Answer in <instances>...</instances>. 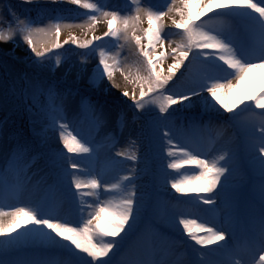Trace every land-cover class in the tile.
Here are the masks:
<instances>
[{
  "label": "snow or ice",
  "instance_id": "6c2138e0",
  "mask_svg": "<svg viewBox=\"0 0 264 264\" xmlns=\"http://www.w3.org/2000/svg\"><path fill=\"white\" fill-rule=\"evenodd\" d=\"M0 44V264H264V0H19Z\"/></svg>",
  "mask_w": 264,
  "mask_h": 264
},
{
  "label": "rangeland",
  "instance_id": "374dc122",
  "mask_svg": "<svg viewBox=\"0 0 264 264\" xmlns=\"http://www.w3.org/2000/svg\"><path fill=\"white\" fill-rule=\"evenodd\" d=\"M0 2L2 3L1 5L7 4L9 2L15 4V3H18L19 0H0ZM89 2H92V0H89ZM106 2L110 3V4L123 5L124 0H106ZM62 7L66 8V9H71L70 21H75L77 23H80L85 19V17L82 16V13L86 11L85 9H81L78 6H74V5H62ZM167 24H168L169 28H171V21L170 20L167 21ZM147 27H148V25L145 21L143 24H141L139 26V30L146 29ZM105 31H107L106 21L97 24L96 29H95L96 35H103V33ZM71 36H76L80 40L83 41L86 38L90 39L91 33L88 32L87 28L82 29V28L76 27V28H71V29H64L62 31V34H61V41L65 40V39H69ZM8 47H10V45L0 44V49L8 48ZM65 47L67 48V47H69V45H65ZM13 55H15L18 59H20L24 63H27V53L24 51L23 47H17L15 49V52L13 53ZM74 59H76V58L74 57ZM166 62L171 63L172 61L167 60ZM166 62H165V68L167 67ZM93 63H94V61H93ZM181 71H182V69H181ZM258 74H259V72H258ZM177 75H179V73H177ZM117 82L120 83L122 87L124 86V81L121 77H119V76L117 77ZM260 93H261V91H260ZM81 179H82V181L87 182V180L89 178L87 176H83V177H81ZM14 203H15V201H8V202H6L5 205H0V207H2L4 211H9L10 209H8V207H9L8 205H13ZM193 231L196 232L197 229L194 228ZM13 235H15V233H13Z\"/></svg>",
  "mask_w": 264,
  "mask_h": 264
},
{
  "label": "bare ground",
  "instance_id": "6f19581e",
  "mask_svg": "<svg viewBox=\"0 0 264 264\" xmlns=\"http://www.w3.org/2000/svg\"><path fill=\"white\" fill-rule=\"evenodd\" d=\"M1 4L2 3L0 2V5ZM166 64L168 67L171 63L166 62ZM258 72H259V74H258ZM263 89H264V72H260V71H257L256 73L252 74L250 79L248 81H246V83L242 86V90L244 92H246L248 95L253 96V97H257L260 94V91H262ZM185 167L187 168V167H191V166H185ZM8 209L12 210L11 207H8ZM3 219L5 220V222H7L9 217H4Z\"/></svg>",
  "mask_w": 264,
  "mask_h": 264
}]
</instances>
